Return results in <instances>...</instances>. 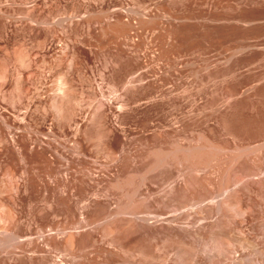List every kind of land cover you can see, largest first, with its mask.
Masks as SVG:
<instances>
[{
    "label": "rangeland",
    "instance_id": "obj_1",
    "mask_svg": "<svg viewBox=\"0 0 264 264\" xmlns=\"http://www.w3.org/2000/svg\"><path fill=\"white\" fill-rule=\"evenodd\" d=\"M66 82L69 96L60 99ZM16 102L28 110V141L35 135L52 148L27 155L23 264H109L115 258L106 252L111 242L121 264L151 254L177 264H230L235 256L240 264H264L262 227L239 231L248 244L236 248L216 234L196 244L158 234L140 241L116 232L103 212L85 208L93 182L88 173L100 178L118 154L110 128L134 140L145 133L148 139L128 150L145 153L148 163L166 158L171 169L190 147L207 153L217 146L221 161L207 166L238 179L230 154L264 144V0H0V105ZM171 176L156 172L154 191ZM191 178L190 190L207 191L195 173ZM99 187L108 188L104 182ZM219 193L216 200L225 197ZM134 198L149 216L173 214L146 199L143 189ZM120 199L116 195L114 205ZM229 200L231 225L232 203L264 212L260 194L240 199L233 193ZM87 216L100 227L99 240L85 236L84 247L68 249L65 235ZM41 224L57 228L56 247L40 241Z\"/></svg>",
    "mask_w": 264,
    "mask_h": 264
},
{
    "label": "bare ground",
    "instance_id": "obj_2",
    "mask_svg": "<svg viewBox=\"0 0 264 264\" xmlns=\"http://www.w3.org/2000/svg\"><path fill=\"white\" fill-rule=\"evenodd\" d=\"M69 89L70 85L67 82L59 87V98L68 97ZM19 99L18 102L21 100ZM4 100L2 99V102ZM16 104L17 102L12 104L10 108L7 106L9 109L0 105V264H23V254L26 251L27 241L25 238L27 225L25 215L27 155L30 152H41L43 155L52 152V148L49 147L51 144L48 143L49 146H45L43 140L35 135H31V141H28V110ZM129 105V100L122 102L123 108ZM109 130L110 138L112 135L115 139L114 144L118 148V154L100 178L93 177L92 174L88 173L93 182L86 188L87 203L85 208L95 213L103 212L106 216V223L114 226L116 232L131 233L136 240L140 239V241L145 236L158 234L185 244L202 243L208 236L216 234L229 239L231 245L236 248L248 244L246 237L240 235L239 231L244 232L247 227L251 231L259 227L264 229V212H258L254 206L246 209L232 203L230 206L233 207L234 211L233 225L229 224L228 211L225 210L226 201L229 200L230 194L240 195V199L242 197L250 198L254 194L264 196V144L258 148L249 146L238 148L230 154L229 164L231 163V167L238 171V179L232 181L224 176L221 171L215 170L213 172L207 166V163L216 162L219 164L221 161L217 146H211V150L207 153H200V146L190 147L187 149L184 160L176 161L171 169L164 163L166 158L160 162L148 163L145 161V153L128 150L132 144L146 141L148 137L145 133H141L139 138L134 140L124 133L123 136L115 134V130L112 128ZM206 154L208 157L205 156ZM188 160L192 161L191 166L186 164ZM164 170H168L172 176L163 179L164 187L161 190L156 189L154 191L152 183H158L152 182L151 178L156 172H164ZM191 173H195V180L205 185L206 192L197 194L196 191L190 190L189 185H192ZM212 173L215 174V177L212 176ZM102 182L107 184V190L99 187ZM141 189L144 190L146 199L159 203L157 208H172L173 214L158 218L161 216L160 212L149 211L151 214H156L155 217L147 215V212H141L143 207L134 198L135 193ZM214 189L217 190V193H224L225 197L216 200L218 195ZM71 193L79 196L78 188L71 187ZM116 195H119L121 199L117 205H114L113 200H115ZM227 207L229 208V206ZM180 208L186 210L181 211ZM228 208L227 210H229ZM179 210L181 212H178ZM143 213L146 214L143 215ZM181 219L186 220L184 226L183 224L182 226L179 225ZM32 224L36 225V222H32ZM76 224L78 225L73 224L75 231L67 232L68 234L64 238L65 246L68 249L72 250L76 246H83L85 242L82 239L85 236H88L89 241L97 242L99 240L100 227L98 224H94L90 217H80ZM36 227L42 231L41 242L45 240L47 245L57 246L58 236L52 233L55 229L53 225L41 224ZM261 242L264 245V237ZM38 243L34 245V251H38L40 244ZM114 243L111 242L112 248L106 250L108 254L115 256L109 264H121L123 257L119 256L120 252ZM12 246L14 247L13 252L16 249L14 253L9 251ZM235 257L230 264L241 263L238 256ZM142 259L132 260L129 264H177L176 259L166 256H152L151 254L144 260ZM45 261L46 259L43 258V263ZM63 263L62 260H52L50 264Z\"/></svg>",
    "mask_w": 264,
    "mask_h": 264
}]
</instances>
